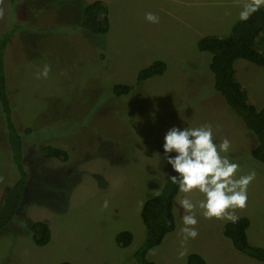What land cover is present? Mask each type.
I'll return each instance as SVG.
<instances>
[{
  "label": "rangeland",
  "instance_id": "rangeland-1",
  "mask_svg": "<svg viewBox=\"0 0 264 264\" xmlns=\"http://www.w3.org/2000/svg\"><path fill=\"white\" fill-rule=\"evenodd\" d=\"M93 1L0 0V35L10 33L4 53L9 116L22 138L27 172L20 208L0 232V264H132L143 238L145 193L171 168L163 157L165 133L205 124L212 125L216 143L230 140L238 175L256 174L246 207L234 214L249 220V244L264 248V166L251 158L254 140L241 120L211 84L205 86L209 56L196 47L200 38L227 36L254 0H98L109 20L105 35L79 26L83 2ZM148 12L159 22L146 21ZM156 60L166 65L163 75L135 84L137 73ZM234 68L249 102L260 109L264 67L237 60ZM110 83L134 88L115 98ZM48 145L66 151L69 160L42 158ZM17 172L0 107V202ZM185 195L174 200L175 230L149 252L150 260L186 264L188 255L198 254L206 264H263L233 249L222 235L229 221L205 218L198 208L199 234L184 240L187 213L178 202ZM187 195L194 203L203 199L198 192ZM38 220L51 230L44 247L23 230ZM121 231L133 234L126 254L115 243Z\"/></svg>",
  "mask_w": 264,
  "mask_h": 264
},
{
  "label": "trees",
  "instance_id": "trees-1",
  "mask_svg": "<svg viewBox=\"0 0 264 264\" xmlns=\"http://www.w3.org/2000/svg\"><path fill=\"white\" fill-rule=\"evenodd\" d=\"M105 6L100 1L83 2L79 15V26L87 33L105 35L109 31V20ZM13 33V32H12ZM10 33L0 35V107L3 123L7 131V139L12 149L14 162L17 167V178L8 185L0 206V232L7 227L18 212L26 186L27 172L21 154L23 152L22 138L15 123L9 115L13 108L6 86V72L4 53ZM201 54H207L208 71L211 79H205V86H210L224 101L225 106L243 123L247 134L254 140L251 149V158L264 166V104L258 109L252 105L246 92L235 77L234 63L244 60L253 65L264 67V7L252 13L248 20L236 21L230 33L225 37H203L196 43ZM107 57L105 54H100ZM99 56V57H100ZM207 61V60H205ZM166 65L162 61H153L141 69L136 76L135 84L163 75ZM134 88L132 84H111V93L115 98L128 96ZM182 102V101H180ZM189 102H182V106H189ZM40 156L45 160H55L66 163L69 155L66 151L44 146ZM171 168L162 178L156 189L146 192L140 206V219L143 224V238L136 246L129 258L132 264H155L148 258L154 248L160 246L167 235L176 227L174 214V200L179 191L167 177L172 175ZM68 177L70 176L67 175ZM149 195V196H148ZM250 222L247 218H239L235 223L226 222L222 228V235L230 241L233 249L239 254L264 264V248L250 245L247 238V229ZM27 236L36 247H44L51 240V230L46 221H35L23 225ZM115 243L123 252L133 245V234L121 231L115 236ZM124 254V255H125ZM128 259V260H129ZM60 264H72L63 261ZM186 264H206L205 259L198 254H190Z\"/></svg>",
  "mask_w": 264,
  "mask_h": 264
},
{
  "label": "clouds",
  "instance_id": "clouds-1",
  "mask_svg": "<svg viewBox=\"0 0 264 264\" xmlns=\"http://www.w3.org/2000/svg\"><path fill=\"white\" fill-rule=\"evenodd\" d=\"M261 5H264V0L245 4L239 19L248 20ZM145 20L155 24L159 22V17L148 12ZM48 70L46 66L41 75L46 77ZM162 150L167 165L174 173L167 179L178 187L179 192L186 194L178 202L187 213L182 216L183 227L180 230L184 240L195 239L199 234L196 228L197 208L208 219H224L233 223L239 219L234 211L246 207L248 186L256 174L250 171L246 175H238L240 165L228 155L231 150L229 139L216 143L210 124L183 128L173 126L163 137ZM193 192L202 194L203 199L194 203L187 195Z\"/></svg>",
  "mask_w": 264,
  "mask_h": 264
}]
</instances>
